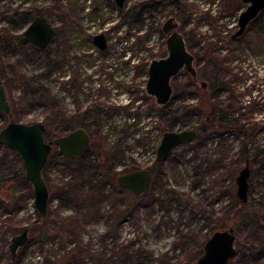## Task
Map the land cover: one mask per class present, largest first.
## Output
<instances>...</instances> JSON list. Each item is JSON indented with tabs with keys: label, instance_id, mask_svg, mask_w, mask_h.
Masks as SVG:
<instances>
[{
	"label": "rangeland",
	"instance_id": "obj_1",
	"mask_svg": "<svg viewBox=\"0 0 264 264\" xmlns=\"http://www.w3.org/2000/svg\"><path fill=\"white\" fill-rule=\"evenodd\" d=\"M140 1L147 0H127V6L130 7ZM196 4L200 9L197 14L187 15L185 18L176 16V21L179 22L177 30L184 35L189 50L196 57L194 65L197 69V80L183 69L172 79L174 88L172 99L166 106H160L154 96L147 94L146 84L150 62L154 58L168 54L166 45L168 34L162 30L164 22L170 17L168 14L145 11L144 23L134 24L131 28L130 25H126L120 9L113 0H0V13L6 12L0 15V33L9 29L19 39L28 23L14 27L11 21L13 15L23 10L32 11V8L37 6L52 24L58 27L65 23L72 25L73 32L68 35L70 38L89 41V55L93 64L88 65L87 74L81 78L83 92L79 93L78 98L87 99L91 106L97 104L103 107L99 115L95 114V110H90L88 114L83 111L65 110L70 117L68 122L60 115L57 103L67 106L75 100L73 94L65 88L67 77L62 79L63 72L53 71L52 76L40 78L47 72V59L52 47L54 49L57 40H61L58 36L49 45L50 51L36 50L30 44L12 51L9 60H3L0 56V74L4 73L9 99L22 116L21 119L15 116L13 118L27 123L35 121H42L45 125L48 123L46 130L49 131L48 140L51 142L63 129L67 128L69 132L85 121V128L90 132L92 140L91 149L88 151L89 159L103 152L101 149L103 145L107 147L113 143L125 155L123 159H112L116 172H119L117 178L134 167L150 169L156 161L163 133L184 128L181 123L173 128L170 126L171 121L168 117L172 112L185 108L201 109V83L204 80L208 81L202 73L205 72L207 65L209 68L213 66V63L208 62V56L212 58L217 55V52L210 54V50L207 51L211 45L219 48L222 56L232 52L237 55V59L230 65L233 68L231 71L233 83H229V88L221 92L220 98L230 106L229 110L236 112V115L241 116L244 113L242 122H246L248 127H257L254 139L247 142L248 157L240 153L244 135L238 130H231L225 134L224 140L226 139L228 145L226 150L230 156L223 161L229 170L224 166L216 170L210 168L207 170L202 151L205 148L214 149L218 141L216 138L211 137L206 146L197 147L190 153L188 151L195 140L186 141L175 148L165 163L171 170L179 168L187 179L184 188L177 185L174 180L170 184L179 190H185L192 201L186 202V205L176 203L179 206H173L169 212L162 210L158 203H155L156 213L151 218L124 219L118 232L115 230L116 227H113L118 221L115 220V223L113 220L110 221V214L113 213L114 205L123 202L122 199L129 197L132 192L126 188L119 191L112 182H108L103 200L82 199L80 195L90 191L88 187L83 188L77 196L73 194L66 198L62 193V187L80 182L79 169L83 161L75 159L69 162L54 146L47 162L46 182L50 189V197L53 193L57 195L52 201V208L59 209L60 217L56 211H52L53 216L49 223L51 227L48 225V232H45L37 221L39 212L34 205L33 190L30 193L23 185H14L12 198L20 208H13L4 214L0 209V264L10 263L11 239L23 231V227L24 229L30 227L29 238L19 249L14 264H179L181 259L193 261L202 255L205 238L210 237L212 234L210 229L215 225L235 228L237 254L230 264H264V254L259 256L252 248L257 242L252 235L251 225L233 218L234 212L240 206L236 177L247 163L251 168V175L246 208L251 211H264V97L259 96L257 90L264 86V62L261 61L264 56H257L249 46L251 37L254 39L258 37L253 29L248 30L245 39L234 41L232 38L238 29L239 15L247 6L243 0H196ZM96 33H105L109 44L117 51L116 57L112 54L115 58H110V62L101 58L100 49L93 42ZM131 47L134 51L133 56L127 60L129 52L124 51L129 49L131 52ZM125 54L127 56H124ZM17 59L22 61L21 70L13 74L8 67L10 68V64ZM125 61H128V64ZM218 63L221 64V69H225L226 63ZM110 64L120 74H114L112 77L107 68ZM130 65L135 66L132 74ZM22 72L27 76H38L34 84L37 87H40L39 85L49 87L54 98L47 96L44 98L39 91L26 92V86L20 79ZM246 77H250L248 81ZM119 83L122 87L120 92L115 91ZM126 85L127 91L124 89ZM129 85L132 86L131 89ZM240 105L244 106L241 112L236 108ZM9 120L7 114L0 110V128ZM203 120L204 114L201 111L192 115L189 125H200ZM212 127L209 125L208 130L211 131ZM8 149L0 147V155L5 154L6 159L0 162L2 174L13 173L22 166L20 160L10 152L12 149ZM184 152L185 156L182 154ZM196 155L198 156L193 162H188L190 157ZM194 164L199 165V169L205 173L200 176L202 184L191 190ZM90 165L91 162H87L85 167L89 168ZM231 169L235 171L234 180L231 179L230 173L233 171ZM233 190L236 192V205L232 204ZM151 197L152 195L150 201ZM144 208L141 206L140 210L145 212ZM204 209H212L215 214L207 219L209 212ZM62 217H73V221L80 217L84 223L83 227L76 226L78 223H71L68 230L65 222L63 224ZM55 218L57 224H53ZM107 223L111 224L109 234L106 232ZM180 229L184 233L190 231L191 235L194 234V240L187 243L185 238L178 236ZM126 246L129 247L128 252L134 255L130 260L124 255ZM140 247L142 250L138 254Z\"/></svg>",
	"mask_w": 264,
	"mask_h": 264
},
{
	"label": "trees",
	"instance_id": "obj_2",
	"mask_svg": "<svg viewBox=\"0 0 264 264\" xmlns=\"http://www.w3.org/2000/svg\"><path fill=\"white\" fill-rule=\"evenodd\" d=\"M151 3H154V0L140 1V2H137V4L133 3L131 7H129L128 9L121 11L125 22L127 21L130 26H133L134 24H137V23L138 24L144 23L145 9L148 8L149 5H151ZM41 12L42 11L39 8L37 9L34 8L32 11L17 12L13 15L11 21L12 23H14L13 24L14 27L26 25L28 22H30L35 17L36 14L41 13ZM4 13L6 12L4 11L0 13V15L1 14L4 15ZM7 15H8V12L6 16ZM178 16L180 18L187 17V15H178ZM251 29H253L258 34V37L256 39L251 37L249 46L253 49L254 53H256L257 56H260V57L264 56V10H262L260 14L254 20H252L246 32L242 36L234 39V41L245 39V35H247L248 30H251ZM6 30L7 32L2 31L0 33V56L3 60H9L8 57L12 53V51L20 47L19 39L12 33L11 30L9 29H6ZM208 50H210V54L211 52L213 53L217 52V55L213 56L212 58H210L211 57L210 55L208 56V62L209 63L211 62V64L213 63V66L209 68L208 65L207 66L205 65L206 66L205 72L202 73L204 78L208 79L210 83L207 80H204L206 82V87H203V85L201 84V87H202L201 88V91H202L201 92V99H202L201 109L200 108H195V109L185 108L182 111L180 109H176L174 112L171 111L172 114L171 116L168 117V119H170L171 121L170 126L172 128L175 127L177 124L181 123L184 128H195L197 130L198 136L195 139L194 145H192L191 150L189 149L188 151L189 153L194 152V149H196L197 147L202 148L203 146H206L208 140L211 137L218 139L214 149L205 148L202 151L204 152V155H205L204 158L208 166L207 167L208 169L205 168V170L207 169L209 171V168L210 170L212 169L216 170L222 166H224L227 169L229 168L228 165H225L223 161V159L228 158L230 156L229 151L226 150V147H228L225 141L226 139L224 140L226 133H229L231 130L232 131L238 130L239 133H242L244 135L240 153L243 156L248 157L249 153L247 150V142L249 140L254 139L255 137L254 135L257 131V127L256 126L248 127L246 125V122L244 123L242 122V119H244L243 117L244 113H242L241 116L236 115V112L229 110L230 106H228L226 102L220 98L221 92L229 88L228 87L229 83L231 84L233 83L232 74H231V71L233 70V68H231L230 65L233 63L235 59H237V55L233 52L232 53L229 52L230 54L228 55L226 54L222 56L221 53L219 52V48H217L215 45L213 46L211 45L210 49H207V51ZM47 51H50V50H47ZM50 55L52 54L48 55V63L46 65L48 71L51 66V63H50L51 56ZM261 61L264 62V59L262 58ZM218 62L226 63L227 65L225 69H221L220 68L221 64L219 65ZM21 66H22V61L20 59H17L10 64V68L8 67V69H10V71L13 74H15L17 72L19 73V71L21 70ZM3 74H0V75L4 79ZM42 76L44 75H41L40 78ZM37 78L38 76H27L25 73L22 72L20 79L24 82L26 86V92L30 90L34 92L39 91L43 95L44 98L46 96L47 98L48 97L54 98L49 87H46L45 85H39L40 87H37L34 84V82L37 81ZM249 78L250 77H246L245 78L246 81H248ZM263 79H264V76H263ZM257 90L259 91L258 92L259 96L263 95L262 97H264V86L263 88H258ZM10 102L13 108V117L15 116L17 119H21L22 116L20 112L17 111L16 108L13 106L12 104L13 102L12 101ZM57 105L61 113L60 115L64 116V119H66V122H68L67 120H69L70 117L67 115V112L61 105L59 106L58 103ZM236 108L238 109V111L240 110L241 112V110L244 109V106L240 105ZM201 111L204 114V120L202 121V123L200 125H189L192 115L199 113ZM99 112L100 111H96L95 114L97 113L99 114ZM13 119L15 120V118ZM48 125L49 124L46 123V127ZM209 125L213 126L212 127L213 129L211 131L208 130ZM67 127H69V125H67ZM67 130H68L67 128L63 129L61 133L59 134L63 135L67 132ZM49 135H50L49 131L46 130L45 138L47 139V141H49L48 140ZM0 147L5 148V150H9L8 147L5 145L0 144ZM105 147L106 146L104 145L101 147L103 152H99L95 154L92 158L90 156L91 159H89L88 153H84L78 158H75L76 160L83 161V165L79 169V171L81 170L79 172L81 178L78 177L80 182L77 181L75 183H71L65 187H62V193L64 196H66V198H69L73 194L74 196H77V194H80V191L83 188L85 189V187H88V190L90 191H86V193L84 192L85 193L84 195H82L83 194L82 193L80 195L82 199H85L86 201L93 200L94 198L98 200H103V198L106 196L105 194L106 184H108V182H112V184L119 191L126 190L125 188L120 187L117 183L116 175L119 172H116L115 163H113L112 161V159H116V158L123 159L125 158V155L123 154L122 150L114 144L107 146L106 148ZM223 149H225L224 152L222 151ZM10 152L13 153L18 160H20V162L22 163V166L19 169L15 170L13 173L2 174V172H0V209L2 210L3 214L10 212L13 208H17V209L20 208V205L17 204L16 201H13V198H12L13 197L12 194L14 191L13 189L14 185H19V184L23 185L26 191H30V193H32V190H33V187L30 184V182L26 180L22 158L14 150H11ZM182 154L185 156L186 153L184 152ZM197 156L198 155L190 157L188 159V162H193L197 158ZM66 159L69 160V162L75 161V159H72L69 157H66ZM5 160H6L5 154L3 155L1 153L0 162L5 161ZM87 162H91V165H90L91 167L89 168L85 167V164ZM47 166L48 165H46V167L43 170V176L45 180L48 178L47 176L48 167ZM231 166H233V163ZM199 167H200L199 165L194 164V167H193L194 172L192 174L193 178L190 182L192 186V189L190 188L191 190L196 189L202 184V180H201L202 177L200 178V176H203V173H205V171H201ZM85 168H87V170H89L90 173L87 172V170L85 172ZM136 169L138 168L134 167L133 169H131V171L136 170ZM150 170L152 171L154 177H153V181L148 191H146L142 195H135L131 193L130 191L131 195H129V197L122 199L123 202L114 205V208L112 211L113 213L110 214V221L113 220L114 223H115V220L118 221L115 223V226H113L112 224L113 227H116L115 230L117 232L119 231L120 225L122 224L121 222L124 219L135 218V217L136 218L138 217V219H142V218L148 219L149 217L151 218V216H153L154 213H156L155 208H154L155 203H158L159 207L162 210H166L167 212H169L170 209L176 205V203H179L181 205V204H185L186 202L192 201L191 196L188 193H186L185 190L181 189L182 190L181 191L176 187H172L170 184L171 181L174 180L176 181L177 185L181 186V188H184V186L186 185L185 183H186L187 176L183 175L181 171L179 170V168L178 169L173 168L171 170V167L166 165L165 162L156 161L154 165L150 167ZM87 173H89L88 176H86ZM230 175H231V179L234 180L235 171L233 170L232 173H230ZM231 193H232L231 196L233 197L232 204L234 205L235 203L236 205L237 203L235 201L237 200V198H235L236 192H234L233 190V192ZM151 195L152 197L150 201ZM55 196H57L55 193L51 195L48 214L40 223V225H42L41 227L44 228L45 232H48L47 227L49 226L51 227V225H49L50 219L53 216L51 212L56 211L57 216L60 217L59 209L55 210L52 208V201L55 198ZM182 200H186V201L183 202ZM247 204H248L247 201L244 202L240 200V206L237 207L236 211L234 212L233 218L240 220V221L241 220L246 221L251 225V231L253 233L252 235H254L255 240L257 242L256 245H254L252 248L254 249V251H257L258 252L257 254H259L260 256L264 254V211L248 210L246 208ZM141 206L145 207L144 208L145 212L140 210ZM176 206H179V205L177 204ZM205 211L209 212V216L207 217V219L212 218L211 216L215 214V211L212 209L205 210ZM86 214L87 213H85L84 215L86 216ZM40 219H41V215L39 213L37 221H40ZM72 219L73 217H62L63 224L65 222L64 225L68 228V230L70 228L68 227V225L71 223H78V225L76 224V226L83 227L84 223L81 221L80 217L76 218V220L74 221ZM55 223L56 224L58 223V221H56V218L53 219V224ZM224 228L226 227L215 225V226H212L210 230L213 233L214 231L218 229H224ZM22 230H24V227L22 228ZM61 230L64 232L67 231L65 229H61ZM110 230H111V224L107 223V230H106V232H108L107 234L110 233ZM178 236L185 238V241L187 240L186 241L187 243H190L192 240H194V234L191 235L190 231L184 233V231L180 229ZM208 238L209 236L206 237L205 239L207 240ZM128 248L129 247L126 246L124 255L126 256L128 260H130L133 258L134 255L133 253L130 254L128 252ZM141 250L142 249L140 247L137 253L140 254ZM9 258H10L9 264H14L16 258H12L11 253H10ZM198 258H196L193 261H190V260L185 261V259H181L179 261V264H193ZM243 260H246V259H243Z\"/></svg>",
	"mask_w": 264,
	"mask_h": 264
},
{
	"label": "water",
	"instance_id": "obj_3",
	"mask_svg": "<svg viewBox=\"0 0 264 264\" xmlns=\"http://www.w3.org/2000/svg\"><path fill=\"white\" fill-rule=\"evenodd\" d=\"M119 9H125L127 0H113ZM247 6L241 11L238 19V29L232 38L242 36L249 24L262 10L264 0H243ZM179 22L170 16L163 24L162 30L168 34L166 45L168 54L165 57L154 58L148 66L147 94L154 96L160 106L167 105L172 99L174 88L172 79L183 69L193 77H197L194 65L195 55L189 50L184 35L177 30ZM55 34L54 26L45 16H37L29 23L21 39L22 44L32 43L41 48L47 47ZM93 40L104 49L107 37L104 33H97ZM203 87L206 82L202 81ZM0 110L10 118L8 123L0 129V144L16 151L23 160L26 180L33 187L34 205L41 215L40 223L47 216L50 204V189L43 176L53 147L69 158H77L91 148V135L84 127H77L63 135L57 136L53 142L45 138L46 125L42 121L31 123L14 120L13 108L6 90L5 81L0 75ZM198 132L195 128L167 130L163 133L157 149L156 161L165 162L171 152L185 141H193ZM251 168L247 163L236 177L237 196L241 201L248 200L249 177ZM150 169L141 168L121 174L117 178L119 186L130 190L135 195L148 191L152 183ZM30 227L14 235L10 243L12 258H16L18 251L29 238ZM236 232L234 227L214 231L204 244L202 255L193 264H230L237 254Z\"/></svg>",
	"mask_w": 264,
	"mask_h": 264
},
{
	"label": "flooded vegetation",
	"instance_id": "obj_4",
	"mask_svg": "<svg viewBox=\"0 0 264 264\" xmlns=\"http://www.w3.org/2000/svg\"><path fill=\"white\" fill-rule=\"evenodd\" d=\"M149 1H152V0H149ZM127 4H128V2H127ZM134 4H137V2H135ZM34 8H36V9L39 8L40 9V7H37V6L33 7L32 9H34ZM128 8H129V6L126 5L125 9H123V10L120 9V11H124V10H126ZM199 10L200 9H199V7L196 4V0H154V3H151V5H149V7L145 9V11H150V12H155V13H166L169 16H174V17H176L178 15H195V14H197L199 12ZM25 11L23 10L21 12H25ZM37 16H45V15H43L42 12H41V13L36 14L34 18H36ZM34 18L31 21H33ZM48 21H49V19H48ZM30 22H28V24L23 29L22 35L19 36L20 47H24V46H27V45L31 44V45L34 46V48L36 50L47 51V50H49V48H48L49 45L52 42L55 41V38H57L58 36L61 38V40H57V46L54 49L52 47V49H51V51L49 53V54H52V55H50L51 56V60H50L51 66L49 68V71L47 70L46 73L42 74V75H44L43 77H48V76H52V72L53 71H54V73H57V72H61L62 73L63 72L64 76L61 77V78L64 79L65 77H67V79H66L67 80L66 81V87L65 88L70 93L73 94L75 100H73V102L68 104L67 106H66V104L65 105L64 104H59V103L58 104L61 105L65 110L83 111L85 114H88V112L90 110H93V111L94 110L95 111L103 110L102 109L103 107H101L100 105L95 104V106L94 105L91 106L88 103L87 99H84V98L83 99H79L78 98L79 93L83 92L82 91V89H83L82 88V83H80L81 82V78L85 74H87L88 69H89L88 65L91 64V63L93 64V61H91V59H90L91 57L89 55V51H90L89 50V46H88L89 45L88 44L89 41L85 40V39L84 40H77V39L70 38V36H68V35L70 34V32H71V34L73 32V26L72 25H68V23H65L61 27H58V26L52 24L49 21L55 28V34H54L51 42L47 45V47L41 48V47H39L37 45H34L32 43L22 44L21 43V39L24 36V31H25V29L27 28V26L29 25ZM126 25H129L127 21H126ZM130 27L132 28V26H130ZM63 34H64V36L62 37ZM93 42H94V40H93ZM94 44H95V42H94ZM124 52L125 53L129 52L128 53L129 57H127V60H130L132 58V56H133L132 52H134V51H133V48H132L131 52L129 51V49L125 50ZM100 53H101V58L102 59H107L110 62V58H115L116 57L117 51H116L115 47L113 48L112 45L109 44V41H108V38H107V46L104 49H100ZM112 54H115V57ZM124 56H127V55L125 54ZM125 63L128 64V61H125ZM130 66H131L130 74H132L133 73V68H135V66H133V67H132V65H130ZM65 68H67L68 71L67 70L65 71ZM107 68L109 69L108 72L111 73L112 77H113L114 74H120L118 71L116 72L113 69V65L112 64H110ZM85 70H86V72H85ZM111 70H114L115 72L111 71ZM125 70H127V65L125 66ZM93 75L97 76L96 73H93ZM193 78L195 80H197V77H193ZM108 83H110V80H109ZM113 83L115 84V81ZM111 85H108V86L110 87ZM129 88L131 89L132 86L129 85ZM124 89L126 91L128 90L127 85H126V87ZM130 89H129V92H130ZM115 91H119V92L122 91V87H121L120 83L115 88ZM118 94L122 95L121 93H118ZM126 105H129V104H126ZM100 112H102V111H100ZM84 122L85 121H82L81 125L79 127H84L85 128L86 126H85ZM91 145H92V141H91ZM86 153H88V152H86ZM155 162L156 161L153 162V165H154ZM152 177H154L153 173H152ZM152 181H153V179H152Z\"/></svg>",
	"mask_w": 264,
	"mask_h": 264
}]
</instances>
